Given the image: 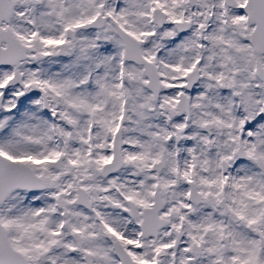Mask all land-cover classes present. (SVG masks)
<instances>
[{"label": "snow or ice", "instance_id": "obj_1", "mask_svg": "<svg viewBox=\"0 0 264 264\" xmlns=\"http://www.w3.org/2000/svg\"><path fill=\"white\" fill-rule=\"evenodd\" d=\"M0 264H264V0H0Z\"/></svg>", "mask_w": 264, "mask_h": 264}]
</instances>
